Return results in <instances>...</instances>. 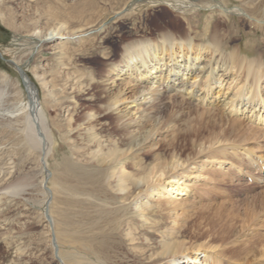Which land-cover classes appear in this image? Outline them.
Listing matches in <instances>:
<instances>
[{"label": "rangeland", "instance_id": "obj_1", "mask_svg": "<svg viewBox=\"0 0 264 264\" xmlns=\"http://www.w3.org/2000/svg\"><path fill=\"white\" fill-rule=\"evenodd\" d=\"M90 1L0 0V264H60L53 254L52 233L63 264H150L152 260H157L155 264H171L168 260L173 254L164 252L163 245L174 241L168 234L171 227L180 223L205 236L206 241L211 235L222 238L229 231L231 236L227 242L222 243L219 239L212 243L218 246H228L243 238L257 239L263 244L264 176L251 166L258 165L259 169L262 166L263 137L258 138L259 141L251 139L245 142L248 148L252 147L257 159L261 157L259 164L251 160L249 162L246 155L242 156V163L245 164L241 163L240 169L223 161L222 169L218 164H206L201 172L199 169L196 172L193 164L189 166L191 173L185 178V182H189L186 192H174L164 197L158 194L148 196L143 191L145 185L133 181L129 186L138 183V188L135 185L132 195L123 200L119 198L120 192L116 187L118 179L111 175L114 166L118 165L116 162L119 157L113 156L109 160L103 156L93 157L86 152L82 155L71 154L74 151L68 143L84 145L81 140L84 131L81 129L83 126L79 127L81 130L77 129V122L70 134L72 138L66 139L64 136L66 128L63 126L68 120L67 109H71V105H63V61L67 59L65 54L68 53L71 61L83 68V78L88 83L89 75H95L97 69H102L103 62L117 58L113 54L124 39L143 35L156 37L160 31L178 34L176 30H180L196 41L207 43L209 40L206 37L196 35L206 23L208 35L217 26L224 52L236 48L241 55L258 57L263 54L264 57V0H215L225 7V14L234 9L233 13L236 14H226L227 19L222 18L217 10L213 9L212 12L202 5L194 6L189 13L179 14L165 5L150 7L138 3L133 5L134 8H127L116 15L114 12L127 0H94L88 5ZM210 5L205 4L206 7ZM114 15L115 18L112 17ZM63 21L71 28L83 25L80 28L86 33L97 28L100 30L89 32L81 43L76 37L69 38L64 45L58 38L49 41L41 39L44 32ZM81 30L75 28L68 31L67 35L80 33ZM12 62L19 65L37 87L39 101L45 108L46 124L53 131V145L48 152L46 150L45 156L41 150L40 159L37 150L30 149L24 140L26 93ZM66 67H69L70 77L77 74L74 73L73 64ZM233 75H236L234 71L227 74L224 80ZM40 80L46 81L50 88L54 85L53 95H44L46 91ZM223 82L222 91L216 93L218 87L215 86L213 102L211 106L205 107L211 108L213 112H222L225 107L222 113L226 114L231 107L224 103L231 98L235 88L242 84V80L236 82L228 79L226 84ZM131 93H125L128 96L125 102L131 103ZM168 95L171 97V94L164 92V96ZM259 95L264 102V88ZM180 99L178 96L166 98V101L170 104ZM260 106L257 104L249 112V107L246 108L245 115L239 112L235 114L232 110L228 116L258 131L264 129V121L250 116ZM130 108L132 115L136 112L134 119L138 118L141 109L135 111L136 106ZM262 112L264 115V110L260 108ZM168 114H163V121L168 119ZM130 117L129 114L125 119L129 120ZM103 123L109 131L118 129L120 124L114 119L104 120ZM192 126L200 125L196 123ZM174 129L178 128L175 126ZM160 132L162 135L156 136V139L163 137L165 142L170 140L169 129L164 128ZM217 132L221 133L219 129ZM117 138L118 134L113 137L102 134L103 149L106 150L111 139L114 141ZM209 139L205 133V137L198 142L207 147ZM154 148L142 149L136 158H124L127 171L134 173L138 170L133 163L138 159L141 160L139 168H148L153 163L154 156L150 154ZM195 149L198 147L191 149V145H188L184 156H195ZM200 173L203 175L199 176ZM219 173L231 179V184L221 186L218 183ZM195 176L197 181L193 180ZM209 176L217 179V182H210ZM10 183L26 185L15 194L4 189ZM47 200L51 225L44 216ZM185 200L182 207L168 211L179 201ZM140 208H144L142 217ZM128 229L130 235L126 232ZM114 230L116 233H113ZM188 241L186 238V246L190 245ZM108 242L112 243V247L106 246ZM190 254L195 255L196 251ZM198 255L201 257L202 253ZM259 259L264 260V255Z\"/></svg>", "mask_w": 264, "mask_h": 264}, {"label": "bare ground", "instance_id": "obj_2", "mask_svg": "<svg viewBox=\"0 0 264 264\" xmlns=\"http://www.w3.org/2000/svg\"><path fill=\"white\" fill-rule=\"evenodd\" d=\"M92 3L94 0H91L88 5ZM138 3L150 7L165 5L179 14L189 13L190 9L193 10L196 5L197 7L202 5L203 8L211 9L212 12L213 9L217 10L224 19H227L226 14L228 13L236 14L233 13L235 12L234 9L225 14V7L223 8V5L215 0H127L114 14L117 15L127 8L132 9L134 8L133 5ZM209 3L212 5L206 7L205 4ZM116 15L112 17L115 18ZM164 17L162 14V18ZM82 26L78 25L71 28L66 21H63L59 25H54L40 37L45 41L58 38L62 40L64 45L69 38L73 37H76L75 39L81 43L89 32L100 30L97 28L86 33L83 32L84 29L81 30L80 27ZM75 28L82 32L68 33L69 35H67L68 31L75 30ZM208 28V23H206L202 31L196 33V35L206 37L209 40L207 43L196 41L180 30H176L178 34L172 31H160L156 37L143 35L138 38H126L118 46V51L116 50V53L113 54L117 58L103 62L102 69H97L95 75H89L88 83L83 78V68L76 66L68 53L65 54L67 59L63 61V105L65 107L71 105V109H67L69 116L65 126H63L66 128V135L64 136L66 139L72 138L70 134L74 124L78 122L76 124L77 129L83 126L81 129L84 133L81 140L84 145H77V143L74 145V142L68 143L74 151L71 154L82 155L86 152L93 157L103 156L109 160L113 156L119 157L118 162H116L118 165H115L111 171V175L118 179L116 187L120 192L119 198L125 200L132 195L133 187L138 184L135 183L130 187L129 185L133 181L142 182L145 185L143 191L148 196L158 194L164 197L174 192L177 194L186 192V186L189 182L187 184L185 178L189 175V166L193 164L196 166L194 167L196 172L197 169L201 172L208 164L211 166L218 164L222 169L224 167L222 166L223 161H228L230 166L240 169L244 159L242 156L245 155L249 162L251 160V162L259 164L260 161L258 160L261 157L257 159L252 153V147L248 148L245 142L247 143L251 139L259 141L258 138H264V129L254 131L249 127L247 128L242 121L228 116V114L234 110L235 114L239 112L241 115H245L247 110L248 112L252 111L259 104L261 106L257 111L253 110L250 118L254 115V118L264 121L263 112L260 113V108L264 110V102L262 96L259 95V92L264 88L263 54L258 57L248 54L241 55L240 50L236 48L228 52L225 51V53L222 49L223 42L218 36L217 26L214 27V32L211 35L207 34ZM225 43L227 42L225 41ZM68 64H73L74 73L77 72L75 76L70 77L69 67H66ZM233 71L236 75L224 80L227 74H231ZM25 78L24 83L22 82L26 93L23 114L24 140L30 149L37 150L40 159L42 151H44L43 155L45 156L46 150L48 152L55 138L53 139L52 128L46 124L45 108L39 101L37 87L26 73ZM228 79L236 82L242 80V84L239 83L241 85L235 88L231 98L227 99V103H224L231 107V110L223 114L225 107H222V112H213L211 108H206L211 106L210 104L213 102L214 87H218L216 93H219L223 87V81L226 84ZM40 84L45 88V96L53 95L52 88L54 85L50 88L47 86V82L43 80H40ZM199 90L202 91L198 93ZM127 92H132L129 96L133 99L131 103L130 101L125 102L128 98L125 96ZM164 92L171 94V97L169 95L164 96ZM85 96L89 98H85ZM178 96L181 98L180 101H172L167 104L166 98L171 99ZM193 101L195 104H192ZM98 103L99 106H96ZM133 106H136L135 111L141 109L136 119H134L136 112L132 115L133 111L130 108ZM248 107L249 109L246 110ZM166 112L169 113L168 119L163 121V114ZM129 114L131 117L126 120L125 118ZM247 117L249 116L247 115ZM109 119L119 121L118 129L107 130L103 121ZM196 123L200 126H192ZM175 126L178 129H174ZM164 128L170 131V140L167 142L164 141L163 137L156 139V136L161 134V129ZM217 129L221 133L217 132ZM205 133L207 137H210L207 147L203 146L202 142H198L203 136L205 137ZM102 134H107L110 137L118 134L119 138L114 141L111 139L110 145L104 150L101 141ZM188 145H191V149L198 147L194 151L195 156H184ZM215 145L217 147L213 148ZM152 147H155L150 154L154 156L153 163L148 168L147 166H144L143 169L139 168L141 160L138 159L133 162L134 167L138 170L134 173L127 171L123 163L124 158L128 157L129 159L132 156V159L136 158L141 154L139 152L142 149ZM88 148H91V151H88ZM201 175L203 173L199 174V176ZM218 177L220 178L218 183L221 186L231 184V179L224 177V173H219ZM208 179L217 182V179L213 177L209 176ZM193 180L197 181V177L195 176ZM25 185L24 183H10L4 189H9L16 194L23 190ZM185 202L186 200L179 201L168 211L182 207ZM143 211L144 208H140L141 217L144 216ZM191 231L189 226L186 227L182 223L171 227L168 235L172 236L174 241L163 245L164 252L173 254V257L168 258L169 263L225 264L226 260L228 262L226 264H236L235 262H238L237 264H264V260L259 259L264 255V243L261 244L257 239H237L228 246H218L212 243L218 242L219 239L222 243L227 242L231 236L228 234L229 231L222 238L211 235L212 237L210 236L211 238H208L207 241L202 234ZM126 232L128 235L131 234L129 229ZM113 233L116 231L114 230ZM109 234L112 235V232ZM186 238L189 239V246L185 244ZM178 239L181 241H176ZM201 239L202 241L198 242ZM106 246L112 247V243L108 242ZM195 251V255L190 254ZM185 252L187 253L184 254ZM199 253H202L201 257H199ZM180 260L182 261L180 262ZM156 262L157 260H152L150 264Z\"/></svg>", "mask_w": 264, "mask_h": 264}, {"label": "water", "instance_id": "obj_3", "mask_svg": "<svg viewBox=\"0 0 264 264\" xmlns=\"http://www.w3.org/2000/svg\"><path fill=\"white\" fill-rule=\"evenodd\" d=\"M12 63L15 65V67H16V69L18 71V74H19V77H20L21 82L24 83V80L26 78H25V73H24L23 69L19 65H17L15 62H12ZM44 216L47 219V221L49 222V224L51 225V218L49 217V214H48V200L45 202ZM51 240H52V245H53V249H54V251H53L54 257L58 260V262L60 264H63V262L61 261V259L57 255V245H56L55 239L53 237V233H52V239Z\"/></svg>", "mask_w": 264, "mask_h": 264}]
</instances>
